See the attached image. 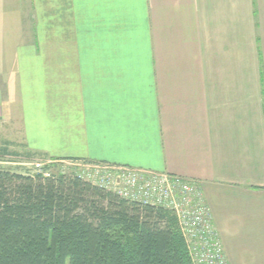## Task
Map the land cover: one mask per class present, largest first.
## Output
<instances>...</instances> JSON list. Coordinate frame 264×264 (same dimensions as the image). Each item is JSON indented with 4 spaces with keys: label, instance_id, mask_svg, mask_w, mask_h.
Segmentation results:
<instances>
[{
    "label": "crops",
    "instance_id": "1",
    "mask_svg": "<svg viewBox=\"0 0 264 264\" xmlns=\"http://www.w3.org/2000/svg\"><path fill=\"white\" fill-rule=\"evenodd\" d=\"M4 141L196 180L264 264V0H0Z\"/></svg>",
    "mask_w": 264,
    "mask_h": 264
},
{
    "label": "trees",
    "instance_id": "2",
    "mask_svg": "<svg viewBox=\"0 0 264 264\" xmlns=\"http://www.w3.org/2000/svg\"><path fill=\"white\" fill-rule=\"evenodd\" d=\"M2 144L5 154L11 142ZM0 264L192 262L164 207L124 199L77 174L0 168Z\"/></svg>",
    "mask_w": 264,
    "mask_h": 264
},
{
    "label": "built area",
    "instance_id": "3",
    "mask_svg": "<svg viewBox=\"0 0 264 264\" xmlns=\"http://www.w3.org/2000/svg\"><path fill=\"white\" fill-rule=\"evenodd\" d=\"M88 175L124 199L161 206L177 220L192 264H230L196 180L167 172L98 163Z\"/></svg>",
    "mask_w": 264,
    "mask_h": 264
},
{
    "label": "rangeland",
    "instance_id": "4",
    "mask_svg": "<svg viewBox=\"0 0 264 264\" xmlns=\"http://www.w3.org/2000/svg\"><path fill=\"white\" fill-rule=\"evenodd\" d=\"M13 127H8L7 136H14ZM3 134V131H2ZM3 143V142H2ZM1 143V144H2ZM16 141L12 142V145L8 146V152L5 154L0 153V168L9 169L16 172L22 173H44V174H77L82 176L84 179L98 185L97 180L91 178L88 173H93V165L98 163H89L83 161H55L45 156L42 153L28 150L23 145H17ZM3 146L5 144H2ZM1 145V146H2ZM2 146V147H3ZM100 185V183H99ZM224 248H227L226 241L224 239ZM233 246L232 243L228 244V247Z\"/></svg>",
    "mask_w": 264,
    "mask_h": 264
}]
</instances>
